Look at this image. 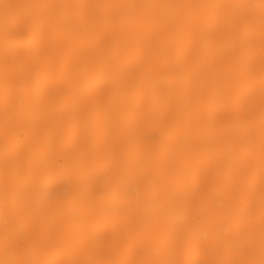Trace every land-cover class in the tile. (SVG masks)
<instances>
[{
    "label": "bare ground",
    "instance_id": "6f19581e",
    "mask_svg": "<svg viewBox=\"0 0 264 264\" xmlns=\"http://www.w3.org/2000/svg\"><path fill=\"white\" fill-rule=\"evenodd\" d=\"M0 264H264V0H0Z\"/></svg>",
    "mask_w": 264,
    "mask_h": 264
}]
</instances>
